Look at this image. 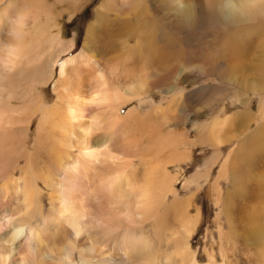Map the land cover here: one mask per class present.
Wrapping results in <instances>:
<instances>
[{"label":"bare ground","instance_id":"1","mask_svg":"<svg viewBox=\"0 0 264 264\" xmlns=\"http://www.w3.org/2000/svg\"><path fill=\"white\" fill-rule=\"evenodd\" d=\"M65 1L75 7L80 3L52 0ZM145 3L106 0L82 50L63 61L74 41L54 31L60 27L47 0H11L0 9V210L18 201V206L1 213L14 216L6 218L7 225L13 226L10 234L0 216V264H74L77 254L81 264H227L213 253L208 262L198 260L189 240L202 212L199 208L191 214V198L180 196L177 175L169 169L172 163L191 160L192 154L180 148L183 133L164 131L163 124L172 118L177 81L186 64L177 72L176 82H166L161 103H154L146 114L138 106L121 114L123 106L141 105L146 99L149 70L162 59L158 43L164 31L154 25L152 9L165 8L175 23L168 28L187 38L184 21L196 24L200 16L194 6L181 0H163L153 8ZM208 6L225 24L264 17V0H210ZM112 10L115 20L110 19ZM131 16L137 17L138 26L131 27ZM176 19L182 24L177 26ZM109 25L112 29L107 33H96ZM129 35H134L133 42ZM135 60L137 65L131 64ZM258 78L250 86L252 91L264 90V60ZM52 83L59 102L49 104L41 87ZM222 107L209 128L202 124L213 146L228 141L223 135L228 122L249 119V111L222 118ZM261 108L264 112V103ZM39 110L38 138L30 151L26 144L31 119ZM249 136V141H264V128ZM251 147L243 152L236 149L232 162L231 153L222 161L214 184L219 192L220 177L231 166L237 169L239 156L246 157ZM215 156L218 159L219 152ZM49 159L54 169L41 166ZM201 175L197 171L185 185ZM45 187L50 188L48 210L43 203ZM227 203L228 198L225 215L231 223L232 205ZM255 217L249 214L264 261L263 231L258 226L253 231Z\"/></svg>","mask_w":264,"mask_h":264},{"label":"rangeland","instance_id":"2","mask_svg":"<svg viewBox=\"0 0 264 264\" xmlns=\"http://www.w3.org/2000/svg\"><path fill=\"white\" fill-rule=\"evenodd\" d=\"M10 1L4 0L0 3V9ZM47 1L53 7H51V11L57 16L56 20L60 27L59 29L55 28L54 31L60 30L63 38L74 41L72 50L61 57L60 61H63L68 54L75 55L82 50L87 40L86 37L89 36L90 26L96 24L99 8L106 0H80L76 6L78 8L66 1L63 3ZM157 1L146 0L144 5L153 8L163 2V0ZM181 1L195 7L194 12L200 15L196 22L198 26L192 22L184 21V28L191 39L187 38L184 33L168 28L175 23L173 18L168 17L165 8H157L156 12H154V8L152 9L156 16L154 25L157 28L162 26L164 31V35L162 38L160 37L158 43L162 59H159L161 62L154 60V63L157 62V64L149 70L150 78L145 95L146 101L141 103L142 106L139 102L123 106L121 114L126 113L132 106H138L141 112L146 114L154 107V103H161L163 96L161 90L166 87V82H176L177 72L182 64H186L187 69L177 81L178 92L172 107V118L170 122H163V124L164 131L173 130L179 134L183 133L181 136L183 138H180V148L190 149L192 153L191 160L178 161L169 167L171 172L177 175L175 187L180 196L191 198V214L196 213L199 208L202 212L200 223L189 242L195 248L200 262H208L209 253H213L219 262L226 259L227 264H264L249 220V214L253 212V215H256L253 219V231L257 230L255 226H258L264 236V141L248 140L251 133L254 134L258 129L264 128V112L261 108L264 103V90L256 92L252 91L250 87L251 84L259 82L258 75L263 69L264 17L259 15L252 20H244L237 24H225L222 22V17L218 14L214 15L213 9L209 8L210 0ZM115 13L113 10L110 11L111 20L116 19ZM131 17L134 19L131 27L138 26L137 17ZM121 24L124 25V23ZM181 24L182 22L177 20L176 25ZM99 29L96 33L101 35L107 33V29H112V27L110 25L106 28L102 26ZM128 38L131 39H129L131 42L134 41V35H129ZM132 63L137 65L136 60ZM60 64L61 62H58L55 67V74H58ZM53 87V83L41 87V92L49 104L57 100V93ZM57 101L59 102V100ZM221 107L223 110L219 114L222 118L229 117L231 119L237 113L244 114L249 111V119L244 117L240 123L235 124L232 121L228 122L223 131V135L228 141L223 142V145L213 146L206 140L208 130L202 124L207 123L209 128L213 116L217 114L215 112H218ZM41 113L42 111L39 110L31 119L29 138L26 144L31 148L30 151H34L38 138ZM249 144L252 146L249 154L246 157L239 156L237 169L231 166L228 174L220 177L221 192H219L214 184L219 176L222 161L225 160L228 153H231L233 154L230 160L232 162L234 153L239 149L243 152V148ZM244 145L247 146L242 147ZM218 152L219 158L216 159L215 155ZM50 162H52L51 159L49 162H41V166L49 170L50 168L54 169V163L52 162L50 165ZM22 163L25 164L24 161ZM249 163L251 166L248 165ZM250 168L252 169L250 170ZM197 171L201 172L202 177L186 186L185 181ZM17 172L19 175L20 171ZM44 192L43 203L48 210L50 188L45 187ZM219 196L220 199L222 197L221 200H218ZM169 197L173 198L171 195ZM227 198V204L232 205L230 206L232 207L231 223L225 215L227 207L225 200ZM15 201L8 207L7 205L3 206L0 210V216L5 218L6 233L9 234L13 226L7 225L6 218H14V216L10 213H1L18 206L16 205L18 201ZM53 226V223H50V227ZM225 232L227 236L222 238V234ZM6 236L7 234L4 235V237ZM81 263L77 254L74 264Z\"/></svg>","mask_w":264,"mask_h":264}]
</instances>
